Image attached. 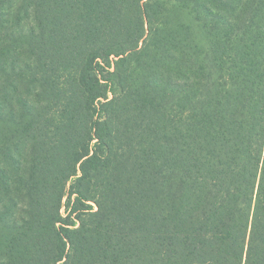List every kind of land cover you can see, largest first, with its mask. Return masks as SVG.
I'll use <instances>...</instances> for the list:
<instances>
[{"label":"trees","instance_id":"trees-1","mask_svg":"<svg viewBox=\"0 0 264 264\" xmlns=\"http://www.w3.org/2000/svg\"><path fill=\"white\" fill-rule=\"evenodd\" d=\"M0 264H264V0H0Z\"/></svg>","mask_w":264,"mask_h":264},{"label":"rangeland","instance_id":"rangeland-1","mask_svg":"<svg viewBox=\"0 0 264 264\" xmlns=\"http://www.w3.org/2000/svg\"><path fill=\"white\" fill-rule=\"evenodd\" d=\"M79 225V222H76V226H78Z\"/></svg>","mask_w":264,"mask_h":264}]
</instances>
